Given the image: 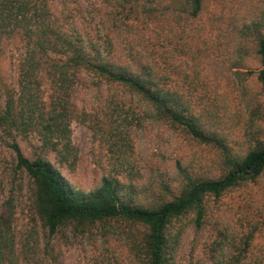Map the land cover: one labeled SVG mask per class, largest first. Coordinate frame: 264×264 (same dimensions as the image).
I'll return each instance as SVG.
<instances>
[{"label":"trees","instance_id":"16d2710c","mask_svg":"<svg viewBox=\"0 0 264 264\" xmlns=\"http://www.w3.org/2000/svg\"><path fill=\"white\" fill-rule=\"evenodd\" d=\"M207 5L208 0H0V40L15 32L24 39L15 86L0 90V132L13 153L14 172L29 181L38 222L22 240L12 199L4 201L0 264H18L19 255L37 264L33 254L41 240L46 247L66 226L84 232L95 224H104L107 233L124 229L134 264H171L188 227L204 225L209 198L264 176V126L251 132L240 150L231 149L217 120L228 96L207 84V93H200L193 84L202 66L195 63L199 48H189L186 31ZM259 22L242 30L255 32L256 79L264 92ZM185 63L194 66L191 73ZM178 76L189 83L186 90ZM82 90L100 103L99 111L78 108L75 98ZM262 111L261 104L251 108L252 123L264 119ZM74 119L92 132H136L147 126L181 132L218 147L223 172L199 176L177 159L174 173L146 176L130 169L122 177L107 172L90 189L76 188L49 157L52 153L60 165L68 161ZM20 139L33 149L31 156ZM120 140L123 147L129 143L123 135ZM253 230L241 238V255ZM234 258L232 263L239 264Z\"/></svg>","mask_w":264,"mask_h":264},{"label":"rangeland","instance_id":"374dc122","mask_svg":"<svg viewBox=\"0 0 264 264\" xmlns=\"http://www.w3.org/2000/svg\"><path fill=\"white\" fill-rule=\"evenodd\" d=\"M258 20L264 31V0H208L202 15L186 31L189 48H199L195 63L201 64L202 71L193 81L198 92L207 93L208 85L228 96L222 98L226 111L220 112L217 120L222 140L228 139L234 150H240L250 133L264 126L263 117L253 123L250 120L254 105L264 108V92L256 79L259 63L255 32L251 28L249 34H244L242 30ZM23 44L20 32L0 40L1 91L15 86L16 64ZM188 62L192 64L191 59ZM183 66L190 73L194 67L186 63ZM184 78L178 76L177 81L186 90L189 83H182ZM75 102L79 109L100 110V103L84 90L77 94ZM132 103L137 106L136 100ZM101 117L106 120L104 115ZM121 135L129 141L125 147L121 146ZM4 138L0 132V214L5 213L4 201L10 197L14 226L23 240L38 222L29 181L22 173L14 172L13 153ZM19 144L26 155H32L33 149L26 140L20 139ZM71 147L72 154L62 165L52 153L49 157L76 188L83 190L90 189L107 172H118L122 177L130 169L146 176L153 171L174 173L177 159L199 176L216 177L223 172V153L218 147L199 144L181 132L155 126L136 132H92L88 125L74 119ZM208 204L204 225L199 230L188 227L171 264H233L234 256L239 257V264H264V176L220 198L211 197ZM123 230L121 227L107 233L104 224H95L82 232L66 226L48 246L41 240L40 251L33 258L37 264H134ZM252 230L253 238L241 255L237 247L240 248L243 235ZM18 264H27L22 255Z\"/></svg>","mask_w":264,"mask_h":264}]
</instances>
